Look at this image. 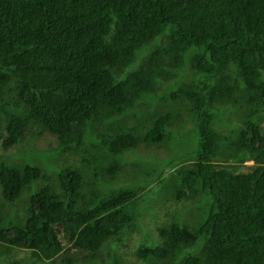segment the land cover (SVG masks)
I'll use <instances>...</instances> for the list:
<instances>
[{
    "label": "trees",
    "instance_id": "16d2710c",
    "mask_svg": "<svg viewBox=\"0 0 264 264\" xmlns=\"http://www.w3.org/2000/svg\"><path fill=\"white\" fill-rule=\"evenodd\" d=\"M189 119V163L166 178L140 160L199 213L159 224L136 260L264 264V0H0V192L11 204L30 193L19 225L0 217V247L99 264L109 245V264H124L112 242L145 211L142 183L110 187L127 170L121 156L166 146L179 121L188 139ZM44 132L52 159L7 155Z\"/></svg>",
    "mask_w": 264,
    "mask_h": 264
},
{
    "label": "rangeland",
    "instance_id": "374dc122",
    "mask_svg": "<svg viewBox=\"0 0 264 264\" xmlns=\"http://www.w3.org/2000/svg\"><path fill=\"white\" fill-rule=\"evenodd\" d=\"M150 48V47H149ZM149 48H147L149 50ZM145 52V50H142ZM141 52L140 55L142 57L137 56L136 62L131 64L128 69L132 68L133 66L139 65L140 62L143 61V53ZM142 58V59H141ZM191 72V71H190ZM192 74V72H191ZM193 75V74H192ZM159 90H164L163 86H159ZM164 105V104H159ZM151 109V108H150ZM144 112V111H143ZM176 112V111H175ZM233 113H228L230 117H234ZM190 121V122H189ZM184 121L177 122L172 128V137L170 139V143L166 146H162V148H158V146H152V148L147 149L144 145H140L138 148L134 150H129L125 152L121 158H124V163L127 164V170L124 171L123 175L119 176L118 179L114 180L110 187H116L120 184H123L124 187H133L137 186L135 183H142L143 191L141 193L143 200H138V206L136 208L135 213L139 212V215L144 212V217L136 219V223L134 227L135 230L128 232L126 235L123 236L122 242L114 241L112 245L117 244L120 248V253L124 256V264H141L139 261L136 260L135 257V250L139 244L142 242H150L155 240H160L157 236V226L160 224L166 223V221H170L173 216H182L185 220H189V222L193 221V216L191 214H197L198 208L195 205V201L193 199L183 200L182 202H174L172 194L170 193V197H167L165 193H169L170 184H166L167 182L164 181L159 183L157 178H152L147 176V169L150 168L148 163H145V166L142 165L140 159L149 160V162L158 163L160 165L159 169H163L165 166V177L169 178L170 174L172 173V167L174 164H177L180 157L190 156L185 161L189 163V159L193 157L192 153H184V151H192L196 150V145L198 141L197 134L193 133V124L191 120H188V124L182 127V130L189 131L188 139L184 141H179V135L177 134L178 126L182 125ZM224 122V121H222ZM104 125V124H103ZM103 125L101 127L103 128ZM221 124H218L216 128L220 131ZM225 130V128H222ZM221 132V131H220ZM175 136V138H174ZM187 135H182V137H186ZM174 139V142H173ZM193 144V146H192ZM185 145L183 149L181 147ZM56 147V137L49 133L44 132L41 134H37L33 136L19 146L12 147L8 150L7 155H16L17 157L26 160L29 156L30 151H45L41 152L40 159L44 161V159L51 158L52 152L46 151L51 150ZM226 147L223 146L222 149L224 150ZM24 149V150H22ZM43 153V155H42ZM4 154V151L0 148V155ZM51 155V156H50ZM33 156L36 158L35 154ZM48 156V157H46ZM74 158V159H72ZM71 161H78L79 159L76 156H73ZM36 159H39V155ZM170 161L169 164H165L166 162ZM136 163V165L134 163ZM251 161H247L246 164H251ZM63 164V162H62ZM172 184V182H171ZM152 187V189H151ZM146 188V189H145ZM1 191V186H0ZM30 193H24L22 197L15 202L14 204L8 203L5 200L0 192V217H3L6 223H10L13 225H19L21 223V219H23V205L24 200L23 197L29 196ZM28 199V198H27ZM172 200V201H171ZM195 200H199V198H195ZM137 202V201H136ZM203 210H201L202 212ZM20 221V222H19ZM124 244V245H120ZM1 250L8 251L10 253H0V264H44L40 261H34L30 257V253L23 249L11 248L9 249L8 246L2 245L0 247ZM0 250V252H1ZM107 254L103 257L104 261L99 260V264H109L110 257H109V245L106 247ZM45 264H61L60 259L52 263H45ZM75 264H83L81 261H78Z\"/></svg>",
    "mask_w": 264,
    "mask_h": 264
},
{
    "label": "clouds",
    "instance_id": "9594fccd",
    "mask_svg": "<svg viewBox=\"0 0 264 264\" xmlns=\"http://www.w3.org/2000/svg\"><path fill=\"white\" fill-rule=\"evenodd\" d=\"M252 162V161H251ZM247 163V162H246Z\"/></svg>",
    "mask_w": 264,
    "mask_h": 264
}]
</instances>
